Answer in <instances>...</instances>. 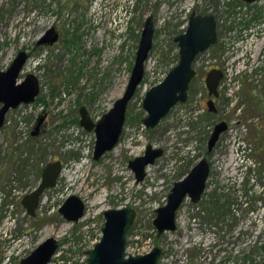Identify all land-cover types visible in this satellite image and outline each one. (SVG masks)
Returning <instances> with one entry per match:
<instances>
[{
	"label": "rangeland",
	"instance_id": "1",
	"mask_svg": "<svg viewBox=\"0 0 264 264\" xmlns=\"http://www.w3.org/2000/svg\"><path fill=\"white\" fill-rule=\"evenodd\" d=\"M212 1L220 3L221 11L215 6L212 11L223 12L224 30L228 29L224 32L225 77L218 88L217 114L205 117L204 76L211 68L209 55L219 49L201 54L193 65L197 76L189 84L186 102L173 107L156 128L145 129V93L178 64L174 40L189 11L195 6L203 9ZM261 2L264 6V0ZM257 6H246L242 0H0V71L25 51L28 59L22 77L33 74L39 79L40 101L46 105L68 90L81 95L80 105L93 111L109 110L125 91L145 20L152 16L154 22L144 77L128 105L119 144L100 160H93L94 135L88 132L79 133L80 151H62L61 145L71 138L54 127L51 115L45 123L47 132L32 138L39 103L31 112L29 107H21L6 115L0 129V264H18V256L12 254L28 255L48 238L58 241L50 264H85L86 252L99 240L102 212L121 205L136 212L126 254L143 255L160 247L163 253L158 264H261L262 253L253 254L264 243V41L258 42L253 25ZM51 27L58 33V41L36 48L37 40ZM246 63L250 68L240 73ZM60 88L65 90L59 92ZM193 109L198 113L192 122L195 129L181 139L187 147L179 152L175 138L180 118ZM221 120L230 129L207 157V141ZM149 144L164 153L137 184L127 164ZM73 155L83 161L79 163ZM54 158L64 164L58 186L42 198L36 216L30 218L21 199L38 184L42 167ZM201 158L210 165L202 201L197 206L186 201L178 221L185 236L191 228L201 229L203 235L197 232L195 240H177L175 232L158 236L152 224L155 211L166 204L172 184ZM245 162L255 164V170L249 169L256 176L246 170ZM66 194L85 203L86 213L79 225L67 224L58 214ZM240 216L244 218V240H226L224 230ZM10 218L17 233L25 231L16 245L10 242L14 233L4 229Z\"/></svg>",
	"mask_w": 264,
	"mask_h": 264
},
{
	"label": "water",
	"instance_id": "2",
	"mask_svg": "<svg viewBox=\"0 0 264 264\" xmlns=\"http://www.w3.org/2000/svg\"><path fill=\"white\" fill-rule=\"evenodd\" d=\"M245 3H254L257 0H243ZM154 24L152 16H149L141 31L138 48L135 55L129 81L122 97L117 100L109 112L96 124L88 117L85 108L80 110V126L86 131L95 134L94 160H98L107 151L113 149L118 142L124 122L127 103L134 96L137 88L142 83L145 62L152 47ZM58 40V34L54 28L48 29L36 43L39 45L54 44ZM179 48L178 64L171 69L165 78L157 85L151 87L142 101V108L147 116L143 120L145 128H154L160 120L178 103H185L188 97L189 84L195 76L192 63L197 55L204 52L216 41L215 22L212 16H191L186 31L174 40ZM25 51H20L10 66L0 71V129L9 109H15L20 104H29L39 94V84L33 74H27L22 81H18L19 75L27 60ZM222 72L213 69L206 74L205 87L208 95L218 97L219 82ZM208 111L216 112L213 100L207 103ZM43 121L41 118L38 125ZM227 129L226 123L220 122L214 126L213 133L208 141V149L217 142L219 136ZM37 126L35 127V131ZM34 134V133H33ZM162 155V150H153L150 146L143 157L129 163V168L134 172L136 181L143 180L144 168L152 164ZM60 171V163L48 165L42 173V182L36 191L22 200V205L29 215H34L40 194L45 188L53 187ZM209 176V164L206 159H201L189 174L179 182H176L167 197L166 204L158 208L153 219V227L158 235L171 233L176 228V213L184 200L188 197L192 202L199 201ZM82 202L70 197L59 210L69 221H77L82 216ZM70 215V216H69ZM105 224L102 229L101 239L87 252L86 264H158L162 255L160 247H154L144 255L126 254V234L133 224L135 212L131 209H111L104 211ZM57 242L53 238L45 240L19 264H49L57 249ZM264 264V245L262 247Z\"/></svg>",
	"mask_w": 264,
	"mask_h": 264
},
{
	"label": "flooded vegetation",
	"instance_id": "3",
	"mask_svg": "<svg viewBox=\"0 0 264 264\" xmlns=\"http://www.w3.org/2000/svg\"><path fill=\"white\" fill-rule=\"evenodd\" d=\"M262 0H257L256 2H254V3H245L243 0H242V3L243 4H245L246 6H252V5H259V6H257L256 8L254 7L253 8V11H254V14H255V16L253 17V25H254V27H255V29H256V37L259 39V41L258 42H262V40L264 41V6L262 5V2H261ZM232 5H234V4H232ZM260 5H262V6H260ZM213 6H215V9L217 10V11H221V5H220V3L217 1H212L211 3H209V4H207L203 9L201 8V7H194V8H192L190 11H189V13H188V15L185 17L186 18V21H185V25L182 27L183 28V30L181 31V33L179 34V35H181V34H183L185 31H186V29H187V26H188V23H189V20H190V18H191V16L192 15H194V17H197V16H199V17H206V16H212L213 17V19H214V22H215V34H216V41H215V43L213 44V45H211V46H209L204 52H202V53H200L199 55H197L196 56V58L194 59V61H193V63H192V68H193V65L198 61V59H199V57H200V55L201 54H203V53H205L206 51H215V49H219V51H215V52H213L214 54H211V55H209L210 56V59H211V68L209 69V71H211V70H213V69H218V70H220L221 72H222V78H221V80H220V82H219V88L221 87V83L224 81V77H225V71H224V32H227V28H225V30H224V14H223V12H220V14H223V15H220L219 14V12H213L212 10V8H213ZM219 14V15H218ZM153 24H154V22H153ZM248 26H250L249 24L246 26V27H248ZM242 27H245V25H243ZM51 28H53V27H51ZM50 29V28H49ZM48 30V29H47ZM46 30V31H47ZM55 30V29H54ZM45 31V32H46ZM55 32H56V30H55ZM57 33V32H56ZM58 34V33H57ZM178 35V36H179ZM43 36V35H42ZM41 36V37H42ZM177 36V37H178ZM40 37V38H41ZM39 38V39H40ZM58 38H59V35H58ZM39 39L37 40V42L39 41ZM58 41V40H57ZM56 41V42H57ZM36 42V43H37ZM55 42V43H56ZM247 42V40L245 41V43ZM36 43H35V46H36V48H42V47H44V46H51V45H53V44H46V45H39V46H37L36 45ZM178 45V44H177ZM262 48V47H261ZM178 50H179V48H178ZM260 51H262V49L260 50ZM27 54V53H26ZM27 56H28V54H27ZM27 59H28V57H27ZM14 60V59H13ZM26 62H27V60H26ZM12 63V62H11ZM26 64V63H25ZM247 64V63H246ZM235 65H238V62L235 64ZM10 66V65H9ZM25 66V65H24ZM250 68V66H249V64H247V65H243V70H242V72H240V73H243L244 71H246L245 69H247V68ZM24 68V67H23ZM195 71V70H194ZM208 71V72H209ZM207 72V73H208ZM206 73V74H207ZM206 74H205V76H204V87H205V77H206ZM22 75H23V69H22V72H21V74L19 75V79H18V81H22L23 79H24V77L27 75H25L24 77H22ZM35 76V75H34ZM197 76V72L195 71V76H194V78L193 79H195V77ZM36 77V76H35ZM37 78V77H36ZM192 79V80H193ZM37 80H38V84H39V79L37 78ZM129 81V80H128ZM160 83V82H159ZM158 83V84H159ZM191 83V82H190ZM140 87V86H139ZM138 87V88H139ZM137 88V89H138ZM126 89V88H125ZM189 89V88H188ZM205 89H206V87H205ZM62 90H65V89H63V88H60V91L59 92H61ZM39 92H40V85H39ZM136 93V92H135ZM187 94H188V92H187ZM206 95H207V98H206V105H207V103H208V101L209 100H213V102H214V106H215V108H216V112H210V111H208V108H207V112H205L204 111V113H205V117L206 118H211V117H213V116H215L216 114H217V107H216V101L219 99V98H221V93L220 92H218V97L217 98H213L212 96H209L208 95V91H207V89H206ZM40 96V93L37 95V97L34 99V101L33 102H31V103H29V104H20V105H18L15 109H9L8 111H7V113H6V115L8 114V112H10V111H14V110H17L18 108H21V107H29V111L31 112V110L33 109V107L34 106H36V103H39L41 106H40V108H39V111H38V109H36L37 111H36V113L34 112V114H37V115H35V122H34V125H33V128H32V131H31V133H30V136L32 137V138H35V137H38L40 134H42L43 132H47V130L45 129V123H46V121H47V117L49 116V115H51V116H53L54 118H55V121L54 122H56V124H55V126L54 127H56L57 129H59V130H64L65 132H67L68 133V137L69 138H71V140H68V138H67V141L65 142V143H63L62 145H61V147H60V149L63 151V150H65V151H70V150H78V149H80V145H81V136L79 135V133H80V131L81 132H88V133H92L93 135H94V141H93V152H94V147H95V134H94V132H93V130L92 131H86L83 127H81L80 126V119H81V116H80V110H81V108H85V110L87 111V114H88V117H89V119L91 120V122L93 123V124H96L104 115H106L108 112H109V110L114 106V104H115V102L117 101V100H119L120 98H118L116 101H114V103H113V105H112V107L109 109V110H107L106 112H99V110L98 111H93V110H91L92 108H88L86 105H83V104H79V99H80V96L81 95H79V94H77L76 92H75V94L74 93H71L70 91H68L67 90V92H62L61 94H56L55 96H53V98L51 99V101H50V103L48 104V105H46L47 104V102H41L40 100H41V98L39 97ZM134 97V96H133ZM133 97H132V99H133ZM188 98V97H187ZM132 99L127 103V105H126V110H125V115H124V122H123V126H122V131H121V134H120V136H119V139H118V142L116 143V145L113 147V149L112 150H114V148L119 144V141H120V138H121V136H122V133H123V130H124V128H125V124H126V119H127V111H128V105H129V103L132 101ZM143 101V100H142ZM38 104V105H39ZM45 104V105H44ZM178 104H181V103H178ZM177 105V104H176ZM175 105V106H176ZM174 106V107H175ZM2 107V104H0V108ZM173 109V108H172ZM171 109V110H172ZM144 110V109H143ZM170 110V111H171ZM145 111V110H144ZM170 111L166 114V116H168V114L170 113ZM146 113V112H145ZM6 115H5V117H6ZM198 115V113H197V111L195 110V109H193V111L192 112H190L189 114H185L184 116H182L181 118H180V126H179V128H178V132H179V134H178V136H177V138H175V140L176 141H178V151L179 152H181L182 150H184L185 149V147H187V142L185 141L184 143H181V139L183 138H186L187 137V135H188V133H190V131L192 130H194L195 128H194V126H193V119L194 118H196V116ZM146 116H147V114H146ZM166 116H164L161 120H160V122L166 117ZM41 118H43V121L38 125V121L41 119ZM146 118V117H145ZM144 118V119H145ZM143 119V120H144ZM143 120H142V123H143ZM160 122L158 123V124H160ZM220 122H224V123H226V126H227V129H226V131L225 132H227V130L228 129H230V127L228 126V124H227V122L226 121H223V120H221V121H219V123ZM4 123H5V119H4ZM157 124V125H158ZM182 124V125H181ZM218 124V123H217ZM4 125V124H3ZM144 125V124H143ZM156 125V126H157ZM186 125H188L189 127H187ZM37 126V130L35 131V127ZM156 126L154 127V128H156ZM63 127H67V128H63ZM74 127L76 128L75 130H74ZM145 127V126H144ZM187 127V128H186ZM2 128V127H1ZM154 128H145V129H154ZM214 129V128H213ZM224 132V133H225ZM34 133V134H33ZM213 133V130H212V132H211V134ZM224 133H222L220 136H219V138H218V140H217V142L219 141V139H220V137L224 134ZM211 134H210V136H211ZM210 136H209V138H210ZM208 141H209V139H208ZM208 141H207V150H206V156L207 157H209V156H211V154H212V152L214 151V148H215V146H216V144H217V142L215 143V145L212 147V149L211 150H209L208 149ZM189 143V142H188ZM65 144V145H64ZM148 146H150L153 150H157L158 148H154L152 145H147L146 146V148H145V151L142 153V155H140V156H137V157H135V158H133L132 160H129L128 161V164H127V166H128V168H129V163L131 162V161H133V160H135V159H137V158H140V157H143L144 156V154H145V152H146V150H147V147ZM242 148H247L246 150L247 151H249V152H251V149L250 148H248L247 146H244V145H242ZM160 150H162L161 148H159ZM112 150H110V151H107L104 155H106L107 153H109V152H111ZM65 151H64V153H65ZM78 151H80V150H78ZM82 152V151H81ZM163 150H162V155L159 157V158H161L162 156H163ZM43 154H44V151H43ZM104 155H102L98 160H100L102 157H104ZM92 157H93V154H92ZM72 158L73 159H75L76 158V155H73L72 156ZM159 158H157L152 164H149V165H147L145 168H144V173H145V176H144V178H143V180H141L140 182H142V181H144L145 180V178H146V169L149 167V166H151V165H153ZM77 159V161H79V163H81L83 160L80 158H76ZM201 159H206V158H201ZM200 159V160H201ZM248 159V158H247ZM93 160H94V158H93ZM98 160H94V161H98ZM199 160V161H200ZM198 161V162H199ZM206 161H207V159H206ZM56 162H59L60 163V171H59V174H58V176H57V178H56V180H55V184H54V186L53 187H48V188H45L43 191H42V193L40 194V196H39V199H38V204H37V206H36V208H35V210H34V215L33 216H31V215H29L28 214V212H27V209L22 205V200L26 197V196H28V195H30V194H32L34 191H36L37 189H38V187L41 185V182H42V173H43V171L45 170V168L48 166V165H50V164H53V163H56ZM197 162V163H198ZM208 162V161H207ZM196 163V164H197ZM248 163V162H247ZM251 163V162H250ZM196 164L194 165V166H196ZM209 164V163H208ZM245 165H246V162H245ZM193 166V167H194ZM253 166L254 167H252V166H250V164L248 163V165H246L245 166V168H246V170L248 171V170H250L249 169V167H252V168H254V170L256 169L255 168V164H253ZM192 167V168H193ZM63 168H64V164H63V162L59 159V158H54V159H51L48 163H46L43 167H42V170H41V175H40V179H39V181H38V184L35 186V187H33L32 189H31V191L28 193V194H26L25 196H23V198L21 199V206L25 209V211H26V214L30 217V218H34L35 216H36V213H37V211H38V208L40 207V204H41V200H42V198L45 196V195H48L49 193H51V191H54V189L58 186V182H59V180H60V177H61V175H62V171H63ZM192 168H190L189 169V171L187 172V173H183V175L180 177V179L178 180V181H176V182H179V181H181L182 179H184L188 174H189V172L191 171V169ZM129 170L134 174V172L129 168ZM251 171V170H250ZM111 172H114V170H113V168H112V170H111ZM209 172H210V165H209ZM252 172V174L254 175V176H256V171H251ZM134 177H135V174H134ZM209 177V176H208ZM208 180V179H207ZM135 181H136V177H135ZM253 181V180H252ZM255 181V180H254ZM140 182H137L136 181V183L137 184H139ZM176 182H174L173 184H172V187H171V189H170V192H171V190H172V188H173V186H174V184L176 183ZM207 182V181H206ZM205 188H206V185H205ZM204 191H205V189H204ZM204 191H203V193H204ZM170 192H169V194H170ZM203 193H202V195H203ZM168 194V195H169ZM202 195H201V197H200V199H199V201L198 202H196V203H194V202H192L191 201V199H189L188 197H186V198H184V200L182 201V203H181V205H180V207H179V209H178V211H177V213H176V228H175V233H176V235H177V240H195V238L196 237H194L193 235H196V233L197 232H200L201 234H202V230L201 229H196V228H191V229H189V232H188V234L185 236L183 233H182V230H181V227H180V225H179V211L181 210V208L183 207V205L186 203V201H189V203H191L193 206H197L198 205V203H200V201H202ZM50 196V195H49ZM64 198H63V200H62V202H61V204L59 205V207H58V214L64 219V222H66L67 224H72L73 226H76V225H79L80 224V222L83 220V218H84V216H85V213H86V207H85V203L83 202V200L82 199H80L78 196H75V195H64L63 196ZM70 197H75V198H77V199H79L81 202H82V205H83V211H82V216H81V218H79L77 221H69L67 218H65L64 217V215L63 214H61L60 212H59V210L64 206V204L66 203V201L70 198ZM168 197V196H167ZM167 201V200H166ZM122 208H126V209H131V208H129L127 205H121V206H117V207H114V208H109V209H106V210H111V209H122ZM106 210H104V211H106ZM131 210H133V209H131ZM104 211L102 212V217H103V223H102V227L100 228V231H99V234H97V237L99 238V240L101 239V237H102V229H103V227H104V224H105V218H104ZM134 211V210H133ZM135 212V211H134ZM70 216V215H69ZM222 217V219H224V215L223 216H221ZM135 219H136V212H135ZM135 219H134V221H135ZM243 217H237L236 218V220L233 222V221H230L231 222V225L229 226V229H228V231L227 232H225V230H224V237H225V239L226 240H244V234H243V230H242V227H241V225H242V222H243ZM196 219H194V221H195ZM134 221H133V223H134ZM207 223V222H206ZM205 223V224H206ZM133 225V224H132ZM132 225H131V227H132ZM130 227V228H131ZM253 227V229H254V225L252 226ZM130 228L128 229V231H127V234H126V244H127V238H128V232H129V230H130ZM4 229H5V231L7 232V233H9L10 235H12V233H14V236L12 237V236H10V242H11V244L12 245H16L18 242H20L19 240H21V237L23 236V234L25 233V231L24 232H22L21 234H19V233H17L16 232V229H17V226H16V224H15V221L13 220V219H8L7 221H6V224H5V226H4ZM156 234H157V232H156ZM163 234H165V233H163ZM158 235V234H157ZM162 235V234H161ZM161 235H158V236H161ZM203 235V234H202ZM48 239H50V238H48ZM54 239V238H53ZM207 239V238H206ZM47 240V239H46ZM54 240H56V242H57V245H58V241H57V239H54ZM98 240V241H99ZM43 243V242H42ZM96 244V243H95ZM94 244V245H95ZM93 245V246H94ZM263 245H264V243L263 244H260L259 246H258V248H255L254 249V252H253V254H255V252H256V254L257 253H259L260 254V252L262 253V250L260 251V247L262 246L263 247ZM93 248V247H92ZM91 248V249H92ZM36 249V248H35ZM34 249V250H35ZM57 249H58V246H57ZM57 249H56V252H57ZM90 249V250H91ZM162 249V248H161ZM33 250V251H34ZM32 252V251H31ZM30 252V253H31ZM56 252H55V254H56ZM88 252V251H87ZM87 252H86V255H87ZM150 252V251H149ZM30 253L28 254V255H30ZM162 253H163V250H162ZM0 254H1V242H0ZM55 254H54V256H55ZM27 254H24V255H21V253H15V254H12L11 256H18V264L20 263V261L22 260V259H24L25 257H27L28 256ZM127 255H130V254H127ZM144 255V254H143ZM53 256V257H54ZM52 257V258H53ZM161 257H162V255H161ZM161 257H160V259H161ZM87 258H88V256H87ZM244 258L245 259H247V260H250V256H244ZM9 260V259H8ZM87 261V260H86ZM160 261V260H159ZM251 261V260H250ZM51 262V261H50ZM159 263V262H158ZM50 264V263H49ZM86 264V263H85Z\"/></svg>",
	"mask_w": 264,
	"mask_h": 264
},
{
	"label": "built area",
	"instance_id": "4",
	"mask_svg": "<svg viewBox=\"0 0 264 264\" xmlns=\"http://www.w3.org/2000/svg\"><path fill=\"white\" fill-rule=\"evenodd\" d=\"M250 166L254 167V166H253V163H250Z\"/></svg>",
	"mask_w": 264,
	"mask_h": 264
},
{
	"label": "trees",
	"instance_id": "5",
	"mask_svg": "<svg viewBox=\"0 0 264 264\" xmlns=\"http://www.w3.org/2000/svg\"><path fill=\"white\" fill-rule=\"evenodd\" d=\"M262 250V246L260 247V251Z\"/></svg>",
	"mask_w": 264,
	"mask_h": 264
}]
</instances>
